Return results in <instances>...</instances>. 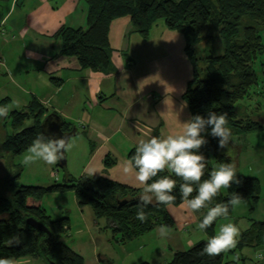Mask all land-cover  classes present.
<instances>
[{
    "label": "crops",
    "instance_id": "1",
    "mask_svg": "<svg viewBox=\"0 0 264 264\" xmlns=\"http://www.w3.org/2000/svg\"><path fill=\"white\" fill-rule=\"evenodd\" d=\"M87 10L85 0H0V106H7L10 113L26 111L36 99L45 109L42 121L55 113L60 116L65 131L75 128L69 141L72 147L80 145L82 157L86 156L85 170L96 168L102 175L97 173L95 178L105 176L131 188L143 189L135 173L123 171L129 152L141 139L182 131L183 122L191 117L184 93L193 76V65L185 51V38L160 19L144 38L133 30L128 16L119 17L111 22L108 32L111 67L107 71L82 68L76 56L61 53L58 32L64 27H86ZM9 122V117L0 119V138ZM241 136L232 135L227 149H221L229 156L224 163L233 164L238 176L257 178L255 174L258 165L263 166V155L252 156L254 159L242 166L248 170L245 174L236 161L237 156L255 145L247 143L246 149L241 148L238 154ZM211 160L213 168L220 164L214 156ZM262 190L263 185L252 204L247 197L232 208L234 216L239 217L236 214L241 210L249 214L240 225L241 218L233 217L241 231L249 229L254 221H264ZM75 202L91 230L90 222L96 219L92 208L79 205L76 196ZM166 210L173 222L164 225L168 228L166 237H161V225H156L128 242L119 239L122 244L133 243V248H144L149 253L139 262L165 264L175 251L205 241V233L197 227L200 217L187 208L186 202L166 206ZM227 221L230 220L218 219L215 233ZM244 247L231 249L225 261H233L230 258L233 254L242 259L239 254ZM14 261L45 264L40 257L31 256ZM260 264H264V259Z\"/></svg>",
    "mask_w": 264,
    "mask_h": 264
},
{
    "label": "trees",
    "instance_id": "2",
    "mask_svg": "<svg viewBox=\"0 0 264 264\" xmlns=\"http://www.w3.org/2000/svg\"><path fill=\"white\" fill-rule=\"evenodd\" d=\"M88 5L87 26L82 28L64 27L58 32L62 41L61 53L76 56L82 68L107 71L111 67V48L109 45V26L114 19L128 16L134 31L146 38L156 20H163L168 28L181 32L185 38V51L193 65V76L188 82L184 99L191 116L206 114L207 111L227 113L228 127L232 135L247 133L264 128V116L260 119L239 112V100L250 95L249 88L256 83L254 61L257 54L264 51L261 31L264 30V0H85ZM208 23L218 27L224 40V49L217 55L203 58L204 69H197L198 59L191 51V44L200 39V34ZM45 109L33 99L26 111H13L9 119L14 130L0 138L5 156H16L27 150L35 138L42 135L41 123ZM264 115V114H263ZM245 119V117H247ZM32 123L26 125V120ZM258 119V120H257ZM63 124V122H62ZM63 129H65L63 127ZM231 145V144H230ZM201 151L207 157L208 171L213 169L211 156L224 163L229 156L217 147V139L208 137V143ZM7 154V155H6ZM135 154V148L128 158ZM0 156H3L0 154ZM164 173H161L163 175ZM15 174L4 179L7 193L0 192V256L14 259L31 256L40 257L45 264H84L83 257L71 249L63 240L62 234L70 229L68 215L51 219L41 205V198L47 192H64L73 189L79 205L89 204L96 218H104L107 226L122 241H128L153 229L156 225H171L166 206L149 205L145 212L147 222L135 219L140 204L138 197L142 189L131 188L105 176L95 179L81 178L75 182L51 184L49 186L21 185L11 188ZM239 184L221 189L210 206L228 203L239 193L243 198L257 199L261 184L256 177L239 175ZM155 179V178H154ZM179 184L182 180L176 177ZM2 182V179H0ZM177 190L175 205L183 200ZM193 192V196L195 195ZM124 198L127 203L118 206L117 201ZM232 206L228 217H233ZM207 208L195 212L200 219ZM33 217L42 222L48 232L40 231L26 219ZM227 217V218H228ZM223 218V217H221ZM220 219V218H218ZM217 219V220H218ZM216 220V221H217ZM207 229L208 235L215 234V224ZM13 234H21L23 242L14 247H6ZM206 241L202 240L182 251H175L165 264H233L225 261V255L209 256L203 252ZM264 248V221H254L249 229L241 231L237 248ZM139 264H151L141 262Z\"/></svg>",
    "mask_w": 264,
    "mask_h": 264
},
{
    "label": "clouds",
    "instance_id": "3",
    "mask_svg": "<svg viewBox=\"0 0 264 264\" xmlns=\"http://www.w3.org/2000/svg\"><path fill=\"white\" fill-rule=\"evenodd\" d=\"M30 55H35L34 53ZM10 109L0 106V119L9 116ZM227 113L207 111L206 114H194L183 122L182 131L151 136L141 139L135 145V154L127 159L123 165V171L135 173V178L143 186L140 193L139 210L135 219L147 222L148 215L145 209L152 204L171 206L180 198L186 202L187 208L192 212L207 208V212L200 219L197 227L205 233V245L203 252L209 256H218L223 252L237 247L241 228L232 221L222 223L219 231L214 235H207L210 228L218 218H227L230 206L235 207L241 203L242 196L233 195L228 203H217L210 206L221 189L231 188L233 184L241 182L235 166L231 163H220L217 167L208 171L207 157L201 151L208 143V137L217 139L219 149H227L232 130L227 126ZM72 147L71 142L64 137L56 135H39L27 147L22 163L27 166L42 161L48 166H55L65 159V154ZM100 173L96 168L86 169L85 178H95ZM161 173H164L161 175ZM102 175V173H100ZM155 178V179H154ZM195 195L193 196V192ZM161 237L168 235L167 226L161 225L159 229ZM23 242L21 234H13L7 241H3L6 247H14ZM264 255V253H258ZM0 264H15L11 257L0 256Z\"/></svg>",
    "mask_w": 264,
    "mask_h": 264
},
{
    "label": "rangeland",
    "instance_id": "4",
    "mask_svg": "<svg viewBox=\"0 0 264 264\" xmlns=\"http://www.w3.org/2000/svg\"><path fill=\"white\" fill-rule=\"evenodd\" d=\"M260 35L261 41L264 44V30L261 31ZM223 49L224 40L219 34L218 27L213 23H208L201 32L199 41L191 44V51L193 50V55L198 59V71L200 73L203 72L204 57L220 54ZM254 70L256 74V83L250 86V95L239 100L241 104L239 112L243 115L248 114V116L259 117L258 119H260V117L264 116V51L257 54L254 61ZM248 116L245 117V119L248 118ZM26 122L27 124H31L32 120L29 119L26 120ZM3 128L5 134H12L14 131L10 122L4 125ZM258 131L259 130L240 133L242 136L240 137V142H238V154L241 148L246 149L247 143L249 142L253 143L255 146L252 150L248 148L247 152H240L236 161H238L242 171L246 174L248 170L244 169L242 166L250 161L251 158L254 159L252 156L260 158V154L263 155L261 161L263 166L258 165L259 168L257 167V174L255 175H258L257 178L260 179V184L264 186V128L260 133H255ZM257 134L259 135L257 136ZM3 149L4 147L2 148L0 144V154L3 155L0 156V179H2V182H0V192L3 194L7 193L6 186H8V183L3 180L15 174H18V176L12 179L11 188L21 185L49 186L54 183H70L85 178L83 175L85 171L83 165L86 156L82 157L80 145L73 146L72 149L70 148L65 154L66 164L63 166L60 165L59 162L55 166H48L42 161L27 166L22 163L24 154L9 157L7 154V156L4 155L5 152ZM262 194H264L263 190ZM247 200L249 204L253 203L251 197H248ZM41 205L51 219H58L68 213L71 228L62 234L61 240L83 257L84 264H139L141 260L138 259L141 257L145 259L147 256L146 254H149L145 253L144 248L135 246L133 248V243H126L128 241L124 244L120 243L119 235L112 233L104 218H96L95 221H91V230L88 229L85 225L84 217L75 202V195L72 190L68 189L64 192H47L41 198ZM86 206L87 208H92L89 204ZM236 215L241 218L238 225L244 224L246 219L244 220L243 218H246V215L249 216L246 210H241ZM233 217L239 219L237 216L233 215ZM233 217H228L227 219L235 222L236 220H234ZM98 226H100L99 230ZM107 229L108 231H106ZM258 253H264V250L262 248L255 250L253 248L244 247L240 251V254L238 253L243 256L242 259L244 260L235 258L237 254H233V258L231 256L230 258L235 260L233 264H260L261 260L264 258H259ZM99 255L101 257H99Z\"/></svg>",
    "mask_w": 264,
    "mask_h": 264
},
{
    "label": "water",
    "instance_id": "5",
    "mask_svg": "<svg viewBox=\"0 0 264 264\" xmlns=\"http://www.w3.org/2000/svg\"><path fill=\"white\" fill-rule=\"evenodd\" d=\"M41 131L43 134H46V135H56V136L63 135L64 137H66L69 140L70 137L75 134L76 130H75V128H73L72 130L65 131L62 128V120H61L60 116L55 114V113H50L42 121ZM59 164L62 166L65 165L66 164V158L61 160L59 162ZM127 202H128L127 198H124L122 200L117 201L118 206H121L122 204L127 203ZM26 222L30 226H32V227H34L40 231L48 232L47 227L42 222L34 219L33 217H28L26 219Z\"/></svg>",
    "mask_w": 264,
    "mask_h": 264
},
{
    "label": "built area",
    "instance_id": "6",
    "mask_svg": "<svg viewBox=\"0 0 264 264\" xmlns=\"http://www.w3.org/2000/svg\"><path fill=\"white\" fill-rule=\"evenodd\" d=\"M258 256H259V258H262V259L264 258V256H263V255H258Z\"/></svg>",
    "mask_w": 264,
    "mask_h": 264
}]
</instances>
